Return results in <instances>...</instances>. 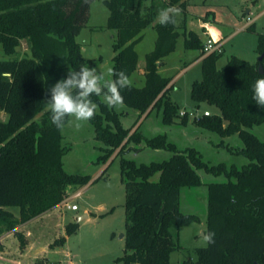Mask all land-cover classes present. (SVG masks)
Segmentation results:
<instances>
[{
	"label": "trees",
	"instance_id": "obj_1",
	"mask_svg": "<svg viewBox=\"0 0 264 264\" xmlns=\"http://www.w3.org/2000/svg\"><path fill=\"white\" fill-rule=\"evenodd\" d=\"M94 1L0 0V46L10 58L0 60V237L57 207L70 189L79 190L89 183V176L64 170L63 157L68 149L62 145V128L52 123L43 101L46 91L66 78L68 71L96 68L101 62V58H84L75 38L87 23ZM142 2L104 1L109 10L106 27L115 31L111 80L115 78L113 72L125 71L128 77L135 72V47L143 39V31L148 27L156 31L153 50L145 55L144 84L121 89L123 105L138 111L139 118L157 110L164 124L179 119L178 106L169 97L174 89L172 79L161 76L158 68L183 35L184 48L198 50L202 57V79L192 83L190 98L196 106L206 104L219 111L198 117L194 123L222 138L238 135L243 146L237 153L248 164L240 169L209 165L197 150L180 151L165 135L144 138L134 126L124 127L120 114L105 104L103 95H93L98 108L89 121L95 139L104 145L99 161L120 158L125 189V253L117 262L171 264L170 256L180 246L172 240L170 228L199 221L196 215L181 213L180 193L199 187L202 181L198 172L204 171L227 178L226 182L207 184L206 235L214 233L213 242L196 250L195 262L182 264H264V141L248 130L264 124V108L253 99L254 83L264 76V35L258 34L256 50L263 56L261 61L252 64L232 56L218 69L223 52L203 57L204 46L197 33L187 32L185 16L181 24L176 17L175 24L162 26L156 22L155 5L142 13ZM166 6H176L186 14L185 0H166ZM246 30L253 32L252 26ZM22 41L29 55L19 57L17 48ZM105 81L110 80L101 83ZM180 118V124L185 125L188 114ZM143 141L150 149L172 155L161 162L139 165L125 158L131 151L127 150L129 145ZM7 207H17L19 216L4 209ZM78 227L75 222L68 223L65 236L55 244L63 246ZM15 236L24 246L23 235L15 232Z\"/></svg>",
	"mask_w": 264,
	"mask_h": 264
},
{
	"label": "rangeland",
	"instance_id": "obj_2",
	"mask_svg": "<svg viewBox=\"0 0 264 264\" xmlns=\"http://www.w3.org/2000/svg\"><path fill=\"white\" fill-rule=\"evenodd\" d=\"M104 1L106 0H95L90 4L88 21L75 38L84 58H101L96 69L104 80H111L115 31L106 27L109 10ZM185 1L186 14L181 12L177 16V23L181 24L185 16L187 32L197 33L200 40L206 44V33L210 36V31L207 27L204 29L203 24L207 22L210 27L219 28L225 38H228L221 50L223 55L217 62L218 69L222 68L232 56L252 64L258 61L260 57L256 51L258 34L264 35V0ZM152 4L155 5L158 14L161 9L167 7L166 0H143L141 12L146 13ZM213 19L216 22H211ZM248 26H252L253 32L244 29ZM179 32L181 34L183 30ZM155 40L156 31L152 27L146 28L143 31V41L135 49L139 60L137 69L129 78L131 85L142 87L144 80L139 83L136 78L139 77V68L145 67V55L153 50ZM183 43L184 36L180 35L175 51L163 59L165 64L159 68L158 73L163 77L171 78L172 83H175L169 97L178 106L179 112H188V121L185 125L180 124L181 115L174 124L167 125L162 122V114L157 110L141 118L138 111L123 104L114 107V110L120 114L124 127L134 126L133 130L137 129L144 138L165 135L166 140L173 143L180 151L187 148L197 150L203 161L209 165L224 164L228 168L235 166L240 169L248 164V160L237 153L243 146L238 135L222 138L216 133L201 129L194 123V116L201 117L206 111L216 115L219 111L206 104L196 106L191 100L192 83L202 79L201 64H192L200 51L186 50ZM17 55L19 57L29 55L24 41L17 48ZM7 59L10 58L0 46V60ZM102 99L104 100L103 96ZM248 130L259 140L264 141V124ZM61 132L62 145L68 149L63 157L64 170L69 174L87 175L90 180L86 186L79 189L82 192L81 196L70 203L77 205V211L57 206L47 213L46 219L51 220L49 230H41L40 227L34 229L33 246L24 255L23 263L120 264L117 259L125 253L124 237H121L125 234V189L120 174V158L116 157L114 160L110 158L105 163L99 161L104 145L95 139L89 120L76 121L73 117H69ZM127 150L129 152L127 151L125 158L134 161L137 165L161 162L172 155L169 151L150 149L144 141L129 145ZM198 173L202 184L196 188L182 189L179 207L181 213L196 215L199 221L188 226L170 228L172 240L180 246L171 254V264L195 262L196 250L207 246V241L204 239L207 228V184L227 181L224 175L215 177L204 171ZM75 191L77 190L70 189L67 196ZM4 209L16 215L19 213L17 207ZM82 215L85 217L77 221L76 217ZM70 222L79 225L77 231L67 237L63 246H57L55 242H58L62 234L65 235V226ZM17 242H7V246L11 248L7 251L8 256L13 260L19 255L16 249Z\"/></svg>",
	"mask_w": 264,
	"mask_h": 264
},
{
	"label": "clouds",
	"instance_id": "obj_3",
	"mask_svg": "<svg viewBox=\"0 0 264 264\" xmlns=\"http://www.w3.org/2000/svg\"><path fill=\"white\" fill-rule=\"evenodd\" d=\"M180 13L181 9L176 6L161 9L158 22L162 26L175 24ZM113 75L115 77L113 80L102 84L104 78L93 66L68 71L66 78L57 81L45 93L43 103L51 113L52 123L59 129L64 127L68 117H73L76 121L94 118L98 105L92 100L93 95H103L108 107L123 104L121 89L130 87L131 81L125 71L113 72ZM260 77L253 86V99L257 105L264 108V76ZM213 236L214 233H209L204 239L212 243Z\"/></svg>",
	"mask_w": 264,
	"mask_h": 264
},
{
	"label": "crops",
	"instance_id": "obj_4",
	"mask_svg": "<svg viewBox=\"0 0 264 264\" xmlns=\"http://www.w3.org/2000/svg\"><path fill=\"white\" fill-rule=\"evenodd\" d=\"M211 22H216L214 21V19L211 21ZM204 26V29H206V27L208 28V30L210 31V36L206 33V36H207V40L209 39H213L215 41H220L222 43V48H223V44L224 42L228 39V38H225V36L221 33V30L219 28H213V27H210L209 26V23L205 22L203 24ZM249 27V26H248ZM244 29H247L244 28ZM206 40V42H207ZM143 41V39L140 41V43ZM202 42V41H201ZM138 43L136 45V47L140 44ZM203 46L205 45L203 42H202ZM135 47V49H136ZM200 54H198L196 56V58L193 60V63L192 64H196V63H200L201 64V60H202V57H199ZM138 60H139V57H138ZM165 63L164 61L162 60V63H161V66H163ZM161 66L159 68H161ZM158 68V70H159ZM133 75V74H132ZM130 78V77H129ZM137 82L139 83H142V81L144 80V67H140L139 68V77L136 78ZM144 84V82H143ZM171 84H174L175 86V83H172L171 81ZM143 86V85H142ZM51 211V210H50ZM48 211V212H50ZM44 213L42 214L41 216L37 217V218H34L24 224H21V225H18L16 227V230L15 232H18V233H21L23 235V238H24V246L21 247L20 245V241L18 240V238L15 236V232H7L8 233H12L11 235H3L0 237V264H24L23 263V257L24 255H26L30 249L32 248L33 246V237L35 236L34 234V229L36 228H39L41 230H46L48 229L49 230V227H50V221L49 219H46V216H47V213ZM13 213V212H12ZM15 215V217H18L19 216V213L18 215H16L15 213H13ZM54 218V217H53ZM18 228V230H17ZM21 231V232H19ZM65 235L62 234L61 237H63ZM10 238V239H9ZM9 239V240H8ZM66 240H67V237H66ZM18 241V245L16 246V249L18 250V257L17 259H11L9 256H8V249H11L10 247L7 246V242H16ZM5 245V246H4ZM23 254V256H22ZM36 264V263H35Z\"/></svg>",
	"mask_w": 264,
	"mask_h": 264
},
{
	"label": "built area",
	"instance_id": "obj_5",
	"mask_svg": "<svg viewBox=\"0 0 264 264\" xmlns=\"http://www.w3.org/2000/svg\"><path fill=\"white\" fill-rule=\"evenodd\" d=\"M204 56L212 53V52H218L220 53L221 50H222V43L220 41H215L213 39H209L207 40L206 44L204 45ZM185 114H188V112H180V115L181 116H184ZM189 115V114H188ZM211 114L209 112H204L203 113V116H210ZM198 116H194V119H197ZM81 191L80 190H77L75 191L72 195L70 196H66L64 198V200L58 205L59 206H63L65 207L67 210H71V211H77L78 210V207L77 205H71V201H74L75 199L79 198L81 196ZM70 264H73V263H70Z\"/></svg>",
	"mask_w": 264,
	"mask_h": 264
},
{
	"label": "water",
	"instance_id": "obj_6",
	"mask_svg": "<svg viewBox=\"0 0 264 264\" xmlns=\"http://www.w3.org/2000/svg\"><path fill=\"white\" fill-rule=\"evenodd\" d=\"M262 58H263V56H261V57H259V61H261L262 60ZM259 73H262V67L261 66H259ZM83 217H85V215H82V216H77L76 218H77V221H79L81 218H83ZM121 237L123 238L124 237V235H121Z\"/></svg>",
	"mask_w": 264,
	"mask_h": 264
}]
</instances>
